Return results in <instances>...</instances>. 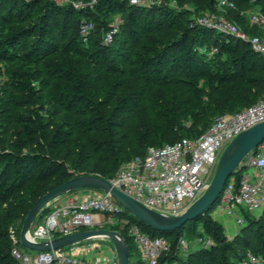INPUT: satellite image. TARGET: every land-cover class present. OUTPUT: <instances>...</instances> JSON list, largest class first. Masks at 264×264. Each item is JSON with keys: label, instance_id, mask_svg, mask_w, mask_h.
Instances as JSON below:
<instances>
[{"label": "trees", "instance_id": "1", "mask_svg": "<svg viewBox=\"0 0 264 264\" xmlns=\"http://www.w3.org/2000/svg\"><path fill=\"white\" fill-rule=\"evenodd\" d=\"M41 1L44 2L39 6ZM177 1L182 5V0ZM234 2L235 7L226 8L233 10L241 4H257L264 13V0ZM205 6L214 11L217 0H207ZM117 15L122 18L119 31L113 42L107 44L103 41L104 35ZM191 16L184 8L133 4L130 0H98L93 7L80 10L54 0H0V59L25 62L15 71L16 90L10 91L8 85L0 88V111L16 126L12 144L8 146V140L0 138V203L28 191L19 205L22 214L7 210L8 223H3L0 217V264H25L12 252L17 243V247L22 245L20 230L24 218L42 194L75 176L71 167L76 169L90 158L95 159L97 173L110 179L126 157H144L149 142L164 145L168 134L176 135L177 139L167 143L200 136L216 117L259 101L258 93H262L261 99H264V57L249 42L199 25ZM84 20L96 24L86 36L81 33ZM170 28L179 29L171 40L163 42L154 36ZM244 30L251 35H263V29L256 25L249 24ZM146 38L161 42V46L149 45ZM213 48L217 51L213 52ZM141 49L147 50V54L140 52ZM61 51H68L69 58L56 65L62 76L51 83L35 66ZM81 56L95 65L85 78L74 69V59ZM99 70L135 74L144 80V85L157 84L167 91L166 102L157 107L161 109L163 122L154 121L151 127L148 120H144L138 143H132L130 148L126 146L129 132L125 125L145 88L130 84L113 101H108V108L97 107L92 96L93 81ZM202 79L210 90L200 86ZM34 80H40V90L33 85ZM175 86L180 88L174 90ZM45 87L49 90L43 95L41 91ZM20 92L29 97L38 95L34 100L31 98L28 114L12 119L15 107L31 101L21 97ZM7 93H10L9 98L5 96ZM236 106L239 108L231 111ZM71 137L77 146V156L60 158L59 148ZM32 146L40 149L25 150ZM255 153L256 149L234 174L239 177ZM50 211L46 206L38 221L43 222ZM244 216L245 223L229 237L224 224L208 211L197 220L167 231L147 225L127 210L120 215L138 222L151 236L168 239L171 250L162 255L159 264H240L249 251L264 257V210L260 215L245 212ZM11 227L16 229L17 242L11 238ZM104 228L123 234L130 264H138L131 261L132 253L137 251L125 225L107 224ZM184 234L194 238L207 235L214 243L191 250L182 258L178 255V241Z\"/></svg>", "mask_w": 264, "mask_h": 264}, {"label": "built area", "instance_id": "2", "mask_svg": "<svg viewBox=\"0 0 264 264\" xmlns=\"http://www.w3.org/2000/svg\"><path fill=\"white\" fill-rule=\"evenodd\" d=\"M97 1L92 0L90 4ZM130 2L147 6L163 4V0ZM85 5L80 0L75 3L77 9ZM217 5L225 8L236 6L234 0H217ZM249 22L252 26L262 28L263 35H251L216 13L203 14L195 20L199 25L249 42L264 57V13L258 11L252 14ZM120 23L111 24L103 38L105 43L113 42ZM94 29L92 21L84 20L81 24L84 36ZM216 51L217 48H213V52ZM263 121L264 99H260L234 113L216 117L200 136L182 137L173 143L149 146L143 159L134 157L109 180L115 187L153 210L180 214L205 192L224 148L239 133ZM90 189L94 192L76 194L64 203L58 202L64 195L49 202L47 207L50 213L43 222L32 225L29 237L35 241H45L79 230L121 223L133 240L140 264H159L162 255L171 250L168 239L165 236H151L143 231L138 222L129 217H120L127 209L108 191ZM214 208L215 213L212 215L232 220L236 230L245 223V212L259 214L264 210V140L246 162L240 176L236 173L228 179ZM99 237L108 238L94 236L62 249L39 252L35 257L23 253L17 246L12 252L25 264H119L115 246L102 243ZM14 241L17 242L16 238ZM195 243L208 247L213 245L214 240L210 236L200 235L195 238ZM179 244L187 248L190 241L181 236ZM240 264H264V257L249 251Z\"/></svg>", "mask_w": 264, "mask_h": 264}, {"label": "rangeland", "instance_id": "3", "mask_svg": "<svg viewBox=\"0 0 264 264\" xmlns=\"http://www.w3.org/2000/svg\"><path fill=\"white\" fill-rule=\"evenodd\" d=\"M54 1H56L59 4L67 3V4L72 5L74 8H76L75 3L78 2L79 0H54ZM80 1L86 4L85 6H83L84 8L89 7V6L93 7L95 5V4H90L92 0H80ZM43 2L44 1H41L39 6H41ZM206 3H207V0H182V5H180L177 0H163V4H167V5H170L178 9L179 8L186 9L189 12V14L192 15L191 18H193V20H196V18H198L199 16L203 14L216 13V14L223 15L228 20L236 23L243 30L245 29L246 26L250 24L249 17L252 14L260 11V6L257 4H249V5L241 4L240 6H238L237 8L233 10H229V8L220 7L217 5L216 10L211 11L205 6ZM83 7L82 8L80 7L78 9L79 10L83 9ZM38 13L39 12H37V15ZM33 18L36 19V17H33ZM116 22L117 23L122 22V18L119 15L114 17L112 24ZM95 27H96V24H95ZM178 32H179L178 28H170L163 32L155 33L154 36H157L163 42H166L174 38L176 34H178ZM144 40H147L146 42H148L149 45L154 46L156 48H159L161 46V42H157L153 38L151 40H149L148 38ZM140 52H142L143 54H147V50L143 51L141 49ZM68 58H69L68 51L67 52L61 51L60 53H55L52 56H49L46 60H44V62L38 64V66H35V67H37L38 70L42 73V76L44 77V79H46L47 81L51 83H54V82H57L62 76V73L57 71L56 65L66 60L68 61ZM74 62H75L74 69H76V72H78V74L83 78L86 77L85 75L88 71H93L95 69L94 67L95 65L92 62H90L85 56L84 57L81 56L80 58L78 57L75 58ZM24 64L25 62L22 60L9 61L5 59L4 60L0 59V88H3V86L8 85L10 87V91L16 90L15 85L13 84V80H15V77H17L15 75V71L21 69V67ZM130 84L140 85L144 87L145 89L142 94V98L139 100V103L134 107V109L129 114L127 123L125 125V130L129 132V140L126 142L127 144L126 146L127 147L129 146V148L132 146V143H135V144L138 143L139 136L143 131L142 124L144 120H148L151 127L154 121H157L158 123L163 122L164 117L162 116L161 109L157 107L159 106L161 102L162 103L166 102L167 91L162 89V87L157 84L149 85V86L144 85V80L138 78L135 74L125 73L123 71L122 72H116V71L110 72V71H103V70L100 71L99 70L95 74V79L93 81L94 92L92 96V99L94 101L93 103L95 106L100 107V108H104V107L108 108L106 106L108 101L109 102L113 101L117 95L121 94L123 88H127V87L129 88ZM33 85H35V88H37L38 90H40L42 87L40 80H34ZM200 86L204 87L207 91L210 90L209 86H207L206 81L204 79L200 81ZM177 88H180V87L175 86L174 90H176ZM182 88H185V87H182ZM44 89L45 90L41 91L43 95L47 94L46 91L49 90V88L45 87ZM10 93H7L5 96L9 98ZM184 93L185 95H187L186 90L184 91ZM20 95L21 97L30 99L31 101H28L27 104H24L22 106L15 107L16 109L14 110V114L11 117L12 119H15L20 114H28L29 110H31L30 108L32 107L31 98H33L34 100V97H36L38 93L34 95L33 97H29L28 95H26L25 92H20ZM262 95H263L262 93H258L257 100H260L262 98ZM238 108L239 107L236 106L232 108L231 111H235ZM57 120L60 121L59 118H57ZM10 121H11L10 118L8 119V117H5L4 112H2L1 110L0 111V138H3V140H8L9 142L8 146L12 144V142L15 141L14 140L15 135H13V133L16 129L15 124L11 123ZM187 124L190 125L191 121L188 120ZM176 139H177L176 135L168 134L165 137L164 143L171 142ZM148 145L149 146L152 145V142H149ZM35 149H40V148L32 146V147L26 148L25 150H35ZM66 155L68 158H71V159L72 158L75 159V157L77 156V146H76V143L73 142L72 137L69 139V141H67L66 144L64 143V145H62L59 148L58 156L60 158H64ZM135 157H140L141 159H143V157L141 156H135ZM132 159L131 158L128 159V157H126L125 159L126 161H124L122 165L128 164ZM242 163H244V160L242 161ZM95 166H96V160L90 158L86 162V164H84L83 166L76 168V169H73L71 167L70 169H71V173L75 175H80L84 172H89L92 174L100 175L99 173H97V170H95ZM33 187H39V186L33 185ZM91 192H94V191H92L90 188H86L84 189V191H82V193H77V194H83V193L87 194ZM27 193L28 191L26 192V194H23V195H20L19 193L15 194L13 198L10 199L7 203H0V217L2 218L3 223L4 222L8 223V221H10L9 220L10 218L7 216V213H6L7 210L15 212L16 214L23 213L19 205L21 204L23 198L27 196ZM58 202H60V200ZM208 212H210L211 214L212 213L214 214L215 208L214 207L210 208ZM41 213H39V215L35 218L33 222V226H36L40 222L38 220H39V216ZM261 213L256 214V215H260ZM214 217L223 223V219L221 216L215 215ZM17 222H20V219H18ZM227 225L228 224H226L225 222L224 224L225 231L229 237H233L234 234L237 232V230L235 229L236 226L230 229L231 226L229 227ZM15 231H16L15 227L10 228V234L12 236L11 238L13 237L16 238ZM183 237L190 241V246L185 248L183 246H180V244L178 245V255L181 256L182 258L186 257L191 250H194L201 246L200 244L195 243L194 237H191L187 234H184ZM98 240L101 241L102 243L110 244L112 247L115 246L114 242L110 238L99 237ZM16 246H18V243ZM19 247L23 253H27L31 257H35L38 254H40L38 251H35L32 249L29 250V248H26L23 245H20ZM134 257H135V253L134 254L132 253L131 261L134 260Z\"/></svg>", "mask_w": 264, "mask_h": 264}, {"label": "water", "instance_id": "4", "mask_svg": "<svg viewBox=\"0 0 264 264\" xmlns=\"http://www.w3.org/2000/svg\"><path fill=\"white\" fill-rule=\"evenodd\" d=\"M264 140V121L239 133L223 150L216 171L205 192L180 214H168L153 210L125 192L115 187L112 182L97 174L75 175L56 187L42 194L28 210L21 230L20 242L26 248L45 252L64 248L82 242L94 236H106L115 245L119 264H130L127 241L123 234L115 229L90 228L57 236L50 240L35 241L29 237V230L35 218L46 208L49 202L72 191L95 188L108 191L125 210L138 219L161 231L175 230L190 220H197L217 201L228 179L242 167V161Z\"/></svg>", "mask_w": 264, "mask_h": 264}, {"label": "crops", "instance_id": "5", "mask_svg": "<svg viewBox=\"0 0 264 264\" xmlns=\"http://www.w3.org/2000/svg\"><path fill=\"white\" fill-rule=\"evenodd\" d=\"M82 191H84V189H80V190H77V191H72L70 193H67V194H65L63 196V199L60 200V202L61 203H64V202H66L67 199L71 198L72 196L76 195L77 193H82ZM221 217L223 219V223L224 224L226 222V224H228L227 226H229V227L231 226L230 229H232V228H234L236 226L235 223L232 222V220H230V219H228V218H226L224 216H221ZM235 229H237V228H235ZM134 261L137 262L138 264H140V258L138 256V253L137 252L135 253Z\"/></svg>", "mask_w": 264, "mask_h": 264}]
</instances>
